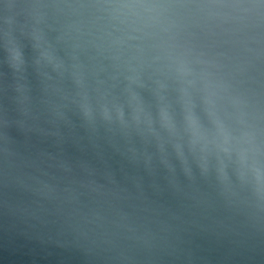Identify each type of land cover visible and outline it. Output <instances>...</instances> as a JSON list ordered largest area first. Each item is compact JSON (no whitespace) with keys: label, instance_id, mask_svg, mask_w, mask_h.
Here are the masks:
<instances>
[{"label":"water","instance_id":"water-1","mask_svg":"<svg viewBox=\"0 0 264 264\" xmlns=\"http://www.w3.org/2000/svg\"><path fill=\"white\" fill-rule=\"evenodd\" d=\"M0 264H264V0H0Z\"/></svg>","mask_w":264,"mask_h":264},{"label":"clouds","instance_id":"clouds-1","mask_svg":"<svg viewBox=\"0 0 264 264\" xmlns=\"http://www.w3.org/2000/svg\"><path fill=\"white\" fill-rule=\"evenodd\" d=\"M165 119L167 120V114L165 113ZM191 123L193 124V126H195V121L194 120H191V117L189 118Z\"/></svg>","mask_w":264,"mask_h":264}]
</instances>
